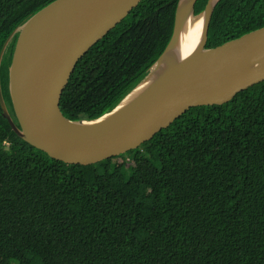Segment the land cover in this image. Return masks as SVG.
Returning <instances> with one entry per match:
<instances>
[{
  "label": "trees",
  "instance_id": "obj_1",
  "mask_svg": "<svg viewBox=\"0 0 264 264\" xmlns=\"http://www.w3.org/2000/svg\"><path fill=\"white\" fill-rule=\"evenodd\" d=\"M52 1L0 0V54ZM178 1L142 0L85 53L62 94L66 117L99 118L143 80L172 37ZM207 3L197 0L195 13ZM262 26L264 0H220L206 45ZM19 33L0 63L17 125L10 65ZM0 264H264V81L92 164L30 144L0 101Z\"/></svg>",
  "mask_w": 264,
  "mask_h": 264
},
{
  "label": "water",
  "instance_id": "obj_2",
  "mask_svg": "<svg viewBox=\"0 0 264 264\" xmlns=\"http://www.w3.org/2000/svg\"><path fill=\"white\" fill-rule=\"evenodd\" d=\"M141 1L54 0L12 33L20 31L10 65V92L19 125L7 109L1 81L0 101L20 137L53 158L92 164L136 149L194 106L227 103L264 81V26L207 47L220 0H208L198 14L197 0H179L172 37L143 80L99 118L66 117L60 101L78 61ZM191 14L204 17L197 51L171 68ZM151 76L156 79L145 91L118 109Z\"/></svg>",
  "mask_w": 264,
  "mask_h": 264
},
{
  "label": "bare ground",
  "instance_id": "obj_3",
  "mask_svg": "<svg viewBox=\"0 0 264 264\" xmlns=\"http://www.w3.org/2000/svg\"><path fill=\"white\" fill-rule=\"evenodd\" d=\"M204 21L203 15H190V18L187 21L183 35L181 36V41L179 42L178 47L175 49L171 68H175L181 65L183 62L190 59L197 51L198 42L200 38V33L202 30V24ZM168 65L164 66V69H167ZM156 79V77L151 76V78L144 83H142L125 101L122 105L119 106L120 109L123 106H126L128 103L132 102L134 98L138 97L139 94L143 93L145 89Z\"/></svg>",
  "mask_w": 264,
  "mask_h": 264
},
{
  "label": "rangeland",
  "instance_id": "obj_4",
  "mask_svg": "<svg viewBox=\"0 0 264 264\" xmlns=\"http://www.w3.org/2000/svg\"><path fill=\"white\" fill-rule=\"evenodd\" d=\"M141 229L144 233H148L150 226L146 222L141 221ZM26 241L32 246H36L38 244L37 237L33 234L28 235Z\"/></svg>",
  "mask_w": 264,
  "mask_h": 264
}]
</instances>
